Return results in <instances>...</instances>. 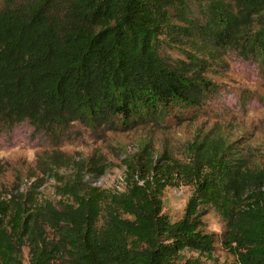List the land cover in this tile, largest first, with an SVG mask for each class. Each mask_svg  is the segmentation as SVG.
Listing matches in <instances>:
<instances>
[{
  "label": "trees",
  "instance_id": "16d2710c",
  "mask_svg": "<svg viewBox=\"0 0 264 264\" xmlns=\"http://www.w3.org/2000/svg\"><path fill=\"white\" fill-rule=\"evenodd\" d=\"M165 46L184 58L166 59ZM226 55L264 69V0H2L0 148L56 149L81 127L102 138L159 122L171 103L202 105L218 93L207 68ZM149 147L127 163L122 192L66 187L59 211L11 200L6 223L0 202V264H21L24 247L29 264H200L182 252L209 255L218 242L237 264H264V157L249 163L224 136L195 138L187 162L164 164ZM178 177L191 194L171 221L163 192ZM209 209L220 234L203 230Z\"/></svg>",
  "mask_w": 264,
  "mask_h": 264
},
{
  "label": "rangeland",
  "instance_id": "374dc122",
  "mask_svg": "<svg viewBox=\"0 0 264 264\" xmlns=\"http://www.w3.org/2000/svg\"><path fill=\"white\" fill-rule=\"evenodd\" d=\"M161 52L166 59L184 58L176 46H165ZM206 76L216 85V96L198 106L171 103L155 124L128 127L120 123L117 130L107 132L102 138L88 135V130L81 127L83 135L79 140L56 149L32 147L24 142L0 148V202H10L4 223L14 211L11 200L21 201L31 212L59 211L72 202V197L63 192L66 187L87 185L109 193L124 191L127 163L146 144L156 153V158L169 164L171 159L187 162L189 145L195 138L224 136L239 156L249 163L261 162L264 157V69L250 73L226 55L208 66ZM172 182L163 192V211L175 221L183 215L191 187L180 177ZM106 208L107 204L100 208L99 224ZM203 222L206 233L223 231L221 217L213 209L207 211ZM35 227L38 234L46 233L47 226L40 219ZM182 255L185 259H197L200 264H237L235 257L219 242L209 255L189 250ZM18 260L29 264L27 247L22 249Z\"/></svg>",
  "mask_w": 264,
  "mask_h": 264
}]
</instances>
